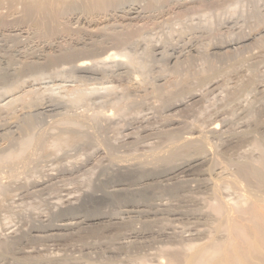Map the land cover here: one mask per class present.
Segmentation results:
<instances>
[{
    "label": "rangeland",
    "instance_id": "obj_1",
    "mask_svg": "<svg viewBox=\"0 0 264 264\" xmlns=\"http://www.w3.org/2000/svg\"><path fill=\"white\" fill-rule=\"evenodd\" d=\"M175 1L173 0L170 3L171 7L170 4H164L166 7L162 5V7L160 6L156 9H148L144 5V0H124L120 6L118 5L119 7L109 9L106 13L99 16L97 14L95 15L96 17L93 16L94 18L89 15L86 16L80 10H73L74 12L71 10L63 11L60 21L64 22L66 30L62 29L64 31L50 33L51 35L48 33L40 35L35 33L28 20L24 22L15 21L20 14L18 11L9 12L8 8L0 6V14L3 16L6 14L4 17L8 24L3 25L4 28L0 26V242L7 241L11 243L7 248H0V264H137L142 259H145L150 264H156L160 261L164 262L166 260L165 253L163 252L165 247L174 248L175 246L178 247L181 243L185 244L187 241L189 243L191 240L192 242L201 240V238H204V235H202L203 231L211 228L213 219L210 218L211 216L208 217V215L200 211V207L203 204L200 199L212 196V189L205 184L206 182L215 180V178L216 180L225 179L216 181L217 183L214 181L218 185L217 189L221 190V195L224 198L226 197L225 199L235 198L238 193L244 194L246 192L245 194H249V192L253 191V187L249 185H243V187L238 188L239 186L237 185L239 184L232 183V185L227 187L226 183L229 182L228 180L233 179L231 176L235 173L232 160L243 158L244 156H257L258 150L253 148L255 142L259 141V144L262 147L264 146V48L259 46L264 41V0H236L237 2L235 1V3L234 0H229L231 4L228 3V0H186L189 4L200 1L211 3H209L210 5L207 8L189 9L188 11L184 10L183 4L186 3L183 0ZM177 2L179 5H177ZM221 2L224 3L221 4ZM230 5H232L233 9ZM225 6L226 8L228 6L229 8L231 7L230 10L229 8L226 10ZM130 14L135 15V18L132 17L131 19ZM10 21L14 22L10 23ZM134 26L135 28L137 26L139 28L140 26L143 29L139 28V34L137 33L136 36H133V40L130 39L129 43H124L125 45L123 44L122 48L118 46L114 47L110 40H107L102 32H100L102 30L106 32L110 30L109 32L115 31L120 33L121 30L124 32L127 27L131 28ZM230 35L233 36L231 37ZM242 37L243 39H241ZM100 39H105L106 41L103 40V42ZM98 41L99 43L103 42L99 48L101 51L98 50L95 53L100 54L99 56L117 51L118 48V50L124 49L127 53L138 57L139 60L142 59L146 64L145 73L143 72V75L145 74L146 76L142 77L147 80L145 79L144 83H140V85L135 84V79L132 78V68L119 62H110L111 64L114 63L112 65L110 63L108 65L99 64V67L96 65L98 68L93 66L92 71L79 72L72 67L75 61L79 59L80 54L69 60L57 59L49 62L51 56H57L67 48H86ZM219 44L221 47L223 46L219 49L221 51L214 49ZM204 52H206L205 55L203 54ZM221 53L225 55L222 56L220 55ZM190 54L194 55L193 58L191 57L190 63L194 62V65L198 64L197 67L193 65L194 69L199 68V64L201 63H199L200 57L196 59L197 55H203L207 56L209 60L213 59L210 60L213 63L215 61L214 64H216L217 69L219 68V74L215 76L213 80L214 84H208V81L192 84L193 89L197 90L198 96L196 100L188 99L189 97L183 92L184 90L180 92L175 90L177 92H174L175 95L184 93V96L181 94L177 98L179 100L177 103L182 102V105L175 109L168 108L167 102L169 100L165 101L168 97L157 98L159 95L151 91V88L155 86L160 90L163 88L162 86L165 87L171 79L170 76L173 75V70L176 72L178 70L179 73L183 72L185 65H189L186 58ZM98 55H96V58ZM245 56L246 58H244ZM119 58L122 59L121 57ZM191 60L193 61L191 62ZM172 61L183 63L186 61L187 63H182V65L175 68V62L173 63ZM24 63L30 65V67H24ZM161 65L164 66L162 67ZM193 68L191 66L192 71L194 70ZM229 69L232 70L229 71ZM61 75L62 77H60ZM111 85L115 89L114 91H112L113 89L107 91L104 88V86ZM10 86H13L14 89L13 87L10 88ZM8 87L12 92L7 91ZM74 87H78L77 89H82V91L84 89L85 92L88 91L86 96L77 101L74 98L75 95L69 91ZM92 87L95 89L94 92L92 91ZM89 88H92L91 91L93 93ZM95 91H98V94ZM221 95L222 97H220ZM123 98H126V100ZM69 99L72 100L69 101ZM115 100L116 104L114 103ZM184 102L186 103L183 105ZM123 103L126 104L123 105ZM120 110L123 111V114L120 113ZM98 112L101 113L100 116H91V114L94 115ZM104 113L111 115L106 119L103 116ZM112 114H116V116ZM80 115L81 117H79ZM83 115L85 118L82 120ZM86 116L89 117L87 118ZM78 117L81 121L76 119ZM62 120L78 121V125L80 124V126L75 131L78 130L80 134H84V138L78 142L75 141L76 143L71 142L69 145H60L57 148L56 146H52V143L55 136L63 132L60 131L63 130L61 128L63 127V124L61 126ZM212 124L218 125L219 132L217 134L207 133L208 128ZM194 129L196 131L201 129L200 131L203 135L207 134L205 136L213 152L210 153L211 156L207 157L208 159L206 158L203 162L186 170L174 169L173 173L164 171L168 174H164L161 170L162 173L159 171L156 174L154 173L155 175H149V177L148 174L139 172L141 168L154 167V169H161L160 163H157L156 161L158 160L155 159L158 156L160 157L164 150H169L170 147L168 148L167 146H171L172 143L168 142V140L173 143H179L189 132L195 131ZM72 130L75 132L74 129ZM167 130L169 134L164 133ZM235 132H237L236 135ZM242 133L243 135H241ZM27 135L28 137L42 135L44 138L41 144H34L35 146H30L32 149L29 148L30 150L28 149V151L23 152L24 154H20L21 156L18 158L21 160H19L16 158L19 148L17 142L21 138H27ZM164 145H166L167 149ZM154 147L157 149L155 150ZM158 149H161V151ZM154 150L160 152L156 153ZM152 151L155 155L151 153ZM10 152H12L11 154L16 153L15 156H17L13 159V155H8ZM164 153L166 154L167 151ZM192 155L195 154L191 153ZM155 156L156 158L152 159ZM143 158L148 160L147 163L144 162ZM215 159L217 160V164ZM181 161L182 159L177 160L179 163ZM122 163L124 165L125 163L126 165L129 163L133 172L129 171L126 173L125 171L123 173L118 170L116 165ZM136 163L137 165H135ZM142 163L145 164L142 165ZM147 165L151 167H146ZM221 169L224 170V173L226 171L227 177L222 178L220 176L219 172ZM231 171H234V173ZM223 172H221L222 175L226 176ZM228 172L232 174L228 176ZM234 176L237 177L236 173L232 177ZM175 183L176 185L179 183L181 185L173 191L169 188V185ZM219 183L222 186L225 185V188L229 189V192ZM243 184H245L244 181ZM239 190L244 191V193ZM71 203L73 204L71 205ZM193 208L195 212L192 213V210L194 211ZM93 217H100L97 223L96 221L94 223L86 221ZM80 220H84L85 223L83 222L78 225L79 227L64 231L60 235L49 236L51 233L50 229L53 226L64 222ZM130 240L133 243L127 242H132ZM163 245L164 249H162Z\"/></svg>",
    "mask_w": 264,
    "mask_h": 264
},
{
    "label": "bare ground",
    "instance_id": "obj_2",
    "mask_svg": "<svg viewBox=\"0 0 264 264\" xmlns=\"http://www.w3.org/2000/svg\"><path fill=\"white\" fill-rule=\"evenodd\" d=\"M124 0H0V6H5L6 8H8L9 12H14V11H18L20 14H19V17L17 19H15V21H27L30 22V25L32 27V29L35 31V33H38L39 35L40 34H44V33H55V32H58V31H61L62 29H65L66 30V25H64L62 23V21H60V18H61V14H63V11H67V10H80L81 12H83L84 14L89 15L90 17H93L95 15L99 16L100 14H104L106 13L109 9H115L118 5L120 6L121 2H123ZM138 1V0H137ZM175 1V0H174ZM178 1V0H177ZM189 1V0H187ZM186 0H183L184 3L186 4H183L184 5V10L186 9V11H188L189 9H197V8H207V6H209L211 3L210 2H197V3H191L189 4ZM205 1V0H204ZM217 1V0H216ZM222 1V0H220ZM226 1V0H225ZM224 1V2H225ZM236 0H234V3H235ZM240 1V0H238ZM145 2V7L148 8V9H156V8H159L160 6L162 7V5H169L170 3L173 2V0H144ZM176 2V1H175ZM181 2V1H180ZM224 2H221L224 3ZM237 2V1H236ZM210 3V4H209ZM218 4V2H216ZM220 3V2H219ZM227 3V2H225ZM228 3H229V0H228ZM255 3V2H254ZM123 4V3H122ZM175 4V3H173ZM231 4V3H229ZM237 4V3H236ZM164 5V6H165ZM177 5L178 2H177ZM219 5V4H218ZM225 5V4H224ZM234 5V4H233ZM244 5V3H243ZM118 6V7H119ZM212 6V5H211ZM232 7V5H230ZM144 7V6H143ZM166 7V6H165ZM170 7H171V4H170ZM179 7V6H178ZM230 7V8H231ZM164 8V7H163ZM218 8V7H217ZM223 8V7H222ZM226 8V6H225ZM224 8V9H225ZM229 8V6L227 7ZM226 8V10H227ZM229 8V10H230ZM182 10V8H180ZM179 9V10H180ZM233 9V7H232ZM130 10V9H129ZM161 10V9H160ZM164 10V9H163ZM180 10V11H181ZM215 10V8H214ZM221 10V9H220ZM237 10V9H236ZM140 11V10H139ZM146 11V10H145ZM196 11V10H195ZM211 11V10H210ZM224 11V10H223ZM74 12V11H73ZM125 12V11H124ZM127 12V10H126ZM138 12V11H137ZM177 12V11H176ZM215 12V11H214ZM222 12V11H221ZM243 12H244V9H243ZM129 13V12H128ZM144 13V12H143ZM179 13V12H178ZM177 13V14H178ZM213 13V12H212ZM217 13V12H216ZM249 13V12H248ZM147 14V13H146ZM155 14V13H154ZM176 14V13H175ZM218 14V13H217ZM222 14V13H221ZM227 14V13H226ZM247 14V13H246ZM6 15V14H5ZM4 15V16H5ZM111 15V14H109ZM131 15V14H130ZM153 15V14H152ZM161 15V14H160ZM229 15V14H227ZM3 15L0 14V26L2 27L3 25H6L7 24V21H6V18L4 17ZM83 16V15H82ZM114 16V15H113ZM139 16V15H138ZM168 16V15H167ZM202 16V15H201ZM215 16V15H213ZM11 17V16H10ZM64 17V16H63ZM62 17V18H63ZM96 17V16H95ZM125 17V16H124ZM128 18V16H126ZM131 19L132 17L135 18V15H131L130 16ZM137 17V16H136ZM144 17V16H143ZM149 17V16H148ZM216 17V16H215ZM8 18V17H7ZM94 18V17H93ZM126 18V19H127ZM155 18V17H154ZM167 18V17H166ZM209 18H210V15H209ZM104 19V18H103ZM124 19V18H123ZM168 19V18H167ZM173 19V18H172ZM249 19V18H247ZM125 20V19H124ZM156 20V19H155ZM189 20V19H188ZM120 21V20H119ZM127 21V20H126ZM210 21H213V20H210ZM209 21V22H210ZM254 21V20H253ZM12 21H10L11 23ZM14 22V21H13ZM12 22V23H13ZM75 22V21H74ZM96 22V21H95ZM136 22V21H135ZM158 22V21H157ZM189 22V21H188ZM214 22V21H213ZM183 23V22H182ZM211 23V22H210ZM245 23V22H244ZM255 23V22H254ZM258 23V22H257ZM264 23V22H263ZM76 24V23H75ZM146 24V23H145ZM151 24V23H150ZM209 24V23H208ZM261 24V22H260ZM8 25V24H7ZM127 25V24H126ZM134 25V24H133ZM137 25V24H136ZM135 25V26H136ZM141 25V24H140ZM148 25V24H147ZM160 25V24H159ZM207 25V24H205ZM230 25V24H229ZM234 25V24H233ZM12 26V25H11ZM131 26H132V23H131ZM134 27H131V28H126L124 32H122V30L119 32H115V31H111V32H106L105 30H102L100 32H102V34L107 38V40H110V42L115 46H118V47H121L124 43L128 42L129 43V40L132 39L133 40V36H136L138 32H140V29H143L140 28H135ZM156 26V25H155ZM172 26V25H171ZM187 26V25H186ZM226 26V25H225ZM244 26V25H243ZM251 26V25H250ZM109 27V26H108ZM130 27V26H129ZM146 27V26H145ZM170 27V26H169ZM175 27V26H174ZM178 27V26H177ZM189 27V26H188ZM194 27V26H193ZM192 27V28H193ZM209 27V26H208ZM221 27V26H220ZM227 27V26H226ZM259 27V26H257ZM262 27V26H261ZM4 28V26H3ZM100 28V27H99ZM104 28V27H103ZM102 28V29H103ZM168 28V26H167ZM212 28V27H211ZM249 28V27H248ZM255 28V27H254ZM69 29V28H68ZM101 29V28H100ZM194 29V28H193ZM214 29V28H213ZM245 29V28H244ZM251 29V28H250ZM91 30V29H90ZM146 30V28H145ZM152 30V29H151ZM168 30V29H167ZM190 30V29H189ZM192 30V29H191ZM228 30V29H227ZM64 31V30H62ZM68 31V30H67ZM85 31V30H84ZM92 31V30H91ZM149 31V30H147ZM181 31V30H180ZM255 31V30H254ZM27 32V31H26ZM70 32V31H69ZM86 32V31H85ZM162 32V31H161ZM160 32V33H161ZM177 32V31H176ZM208 32V30H207ZM239 32V31H237ZM6 33V32H5ZM141 33H142V30H141ZM140 33V34H141ZM225 33V32H224ZM16 34V33H14ZM47 34V35H48ZM83 34V33H82ZM139 34V33H138ZM170 34V33H169ZM178 34V33H176ZM185 34V33H184ZM210 34V33H209ZM229 34V33H228ZM231 34V33H230ZM241 34V33H240ZM4 35V34H3ZM51 35V34H50ZM68 35V34H67ZM168 35V34H166ZM208 35V34H207ZM223 35V34H222ZM262 35V34H261ZM5 36V35H4ZM69 36V35H68ZM172 36V35H171ZM228 36V35H227ZM231 36V35H230ZM233 36V35H232ZM231 36V37H232ZM236 36V35H235ZM247 36V35H246ZM156 37V36H155ZM158 37V36H157ZM170 37V36H169ZM223 37V36H222ZM20 38V37H19ZM102 38V37H101ZM105 38V39H106ZM153 38V37H152ZM225 38V37H224ZM229 38V37H228ZM234 38V37H233ZM105 39H100V40H105ZM210 39V38H209ZM240 39V38H239ZM243 39V37L241 38ZM257 39V38H256ZM255 39V40H256ZM12 40V39H11ZM75 40V39H74ZM178 40V39H177ZM231 40V39H229ZM262 40V39H260ZM34 41V40H33ZM57 41V40H56ZM92 41V40H90ZM106 41V40H105ZM145 41V40H144ZM206 41V40H205ZM250 41V40H249ZM104 42V41H103ZM103 42H94L91 46L89 47H86V48H67L65 50H63L59 55L57 56H51L49 58V62H53L55 60H59V59H65V60H69V59H72V57L76 56L77 54L79 56V59L77 61H75V63L73 64V69L79 71V72H88V71H92L93 69V66L97 67L99 64H107L110 63V62H119V63H122L123 64H126L128 65V67L130 66L133 70V77L135 79L134 83L135 84H138L140 85V83H144L145 79L144 77L142 76H146L145 74L143 75V72L145 70V67H146V64L145 62L141 60H139L138 57H134L133 55H131L130 53H127V51H125L124 49L122 50H118L117 48V51H113V52H109V53H106L104 54L103 56H99L98 54H95L98 50H100L99 48L101 47V43ZM147 42V41H146ZM164 42V41H163ZM209 42V41H208ZM228 42V41H227ZM254 42V41H253ZM259 42V41H258ZM261 42V41H260ZM88 43V42H86ZM140 44V42H138ZM143 43V42H142ZM166 43V42H165ZM200 43V42H199ZM231 43V42H230ZM63 44V43H62ZM69 44V43H68ZM67 44V45H68ZM85 44V43H84ZM216 44V43H215ZM226 44V43H225ZM250 44V43H249ZM73 45V44H72ZM76 45V44H75ZM125 45V44H124ZM152 45V44H151ZM189 45V43H188ZM207 45V44H206ZM210 45V44H209ZM74 46V45H73ZM196 46V45H195ZM259 46L263 47L264 48V41L261 42V44H259ZM65 47V46H64ZM105 47V46H104ZM107 47V46H106ZM135 47V46H134ZM200 47V46H199ZM204 47V46H203ZM214 47V46H213ZM223 47V46H222ZM221 45H216L214 47V49H221L222 48ZM254 47V46H253ZM73 48V49H72ZM103 48V47H102ZM101 48V49H102ZM122 48V47H121ZM120 48V49H121ZM147 48V47H146ZM176 48V47H175ZM208 48V47H207ZM244 48V47H243ZM132 49V48H131ZM168 49V48H167ZM209 49V48H208ZM211 49V48H210ZM256 49V48H255ZM103 50V49H102ZM105 50V49H104ZM124 50V51H123ZM136 50V49H135ZM147 50V49H146ZM166 50V49H165ZM199 50V49H198ZM248 50V48H247ZM246 50V51H247ZM101 51V50H100ZM108 51V50H107ZM134 51V50H133ZM149 51V50H148ZM147 51V52H148ZM204 51V50H203ZM221 51V50H219ZM227 51V50H226ZM229 51V49H228ZM235 51V50H233ZM251 51V50H250ZM34 52V51H33ZM105 52V51H104ZM131 52V51H130ZM157 52V51H156ZM174 52V51H173ZM202 52V51H201ZM223 52V51H222ZM232 52V51H231ZM31 53V52H30ZM100 53V52H99ZM206 52H204L203 54L205 55ZM209 53V52H208ZM234 53V52H233ZM243 53V52H242ZM257 53V52H256ZM133 54V52H132ZM168 54V53H167ZM39 55V53H38ZM43 55V54H42ZM96 55H98V57L96 58ZM154 55V54H152ZM191 55V56H190ZM189 56H187L186 58V61H188L189 63H187L186 61L183 62H173L174 63V66H176L175 68H177V66H180L183 64H185V62L187 64H189L188 66L185 65V69L184 71L181 73L173 70V75L170 76L171 79L170 81L168 82V84L164 87L162 86L163 88L162 89H157L155 86H153L151 89V91H154L157 95H159V97L157 98H162L163 96H167V100L165 101H168L167 104H168V108L170 107L171 109H175L176 107L178 106H181L182 105V102H178L179 100H177L178 96H180L182 94V96H184V93L188 95V99L190 100H196L198 94L196 93L197 90H194L193 89V83H197V84H200V83H203V82H206L208 81L209 83L208 84H212L213 83V80L215 78V76L217 74H219L218 72V69L216 68L217 66H215L216 64L215 61L214 63L210 60H213V59H208L207 56H198L197 55V58L198 59L200 57V60L199 61V68L197 69H194L193 68V63L191 64L190 63V59L191 57L193 58L194 55L190 54ZM207 55V54H206ZM209 55V54H208ZM216 55V54H215ZM220 55L224 56L223 53H221ZM235 55V54H233ZM255 55V54H254ZM257 55V54H256ZM40 56V55H39ZM92 56H95L92 58ZM139 56V55H138ZM150 56V55H149ZM148 56V57H149ZM177 56V55H176ZM179 56V55H178ZM212 56V55H211ZM210 56V57H211ZM236 56V55H235ZM262 56V55H261ZM4 57V56H3ZM37 57V56H36ZM119 57H121L122 59H120ZM152 57V56H151ZM171 57V55H170ZM169 57V58H170ZM249 57V56H248ZM253 57V55H252ZM45 58V57H44ZM172 58V57H171ZM184 58V59H185ZM209 60H207V59ZM227 58V57H226ZM246 58V56L244 57ZM261 58V57H260ZM48 59V58H47ZM152 59V58H151ZM195 59V60H196ZM206 59V60H205ZM220 59V58H219ZM11 60V59H10ZM28 60V59H27ZM119 60V61H118ZM194 60V59H193ZM191 60V62L193 61ZM250 60V59H249ZM258 60V59H257ZM22 61V60H21ZM29 61V60H28ZM181 61V60H180ZM197 61V60H196ZM233 61V60H231ZM245 61V60H243ZM255 61V60H254ZM9 62V61H8ZM14 62V61H13ZM24 62V61H23ZM45 62V61H44ZM152 62V61H151ZM35 63V62H34ZM70 63V62H69ZM115 63V64H116ZM181 63V64H179ZM197 63V62H196ZM243 63V62H242ZM24 67L26 68H29L30 65H26V63H24ZM71 64V63H70ZM114 64V63H112ZM110 63V65H112ZM158 64V63H157ZM161 64V63H160ZM191 64V65H190ZM224 64V63H223ZM247 64V63H246ZM262 64V63H261ZM97 65V66H96ZM106 65V66H107ZM148 65V64H147ZM153 65V64H151ZM156 65V64H155ZM198 65V64H197ZM197 65H194V67H197ZM218 65V64H217ZM230 65V64H229ZM228 65V66H229ZM244 65V64H243ZM260 65V64H259ZM8 66V65H7ZM17 66V65H16ZM22 66V65H21ZM33 66V65H32ZM51 66V64H50ZM72 66V65H71ZM100 66V65H99ZM98 66V67H99ZM104 66V65H103ZM162 66V65H161ZM164 66V65H163ZM162 66V67H163ZM173 66V68H174ZM191 66L192 68L195 70L192 71L191 69ZM6 67V66H5ZM34 67V66H33ZM58 67V66H57ZM94 67V68H95ZM97 67V68H98ZM110 67V66H109ZM182 67V66H181ZM184 67V65H183ZM231 67V66H230ZM19 68V67H18ZM23 68V67H22ZM25 68V69H26ZM153 68V67H152ZM180 68V67H179ZM178 68V69H179ZM228 68V67H227ZM249 68V67H248ZM21 69V67H20ZM19 69V70H20ZM41 69V68H40ZM116 69V68H115ZM161 69V68H160ZM181 69V68H180ZM22 70V69H21ZM31 70V69H30ZM50 70V69H49ZM61 70V69H60ZM71 70V69H70ZM106 70V69H105ZM127 70V69H126ZM129 70V68H128ZM182 70V69H181ZM232 70V69H229V71ZM24 71V70H23ZM55 71V70H54ZM76 71V72H77ZM98 71V70H97ZM102 71V70H101ZM166 71V70H165ZM180 71V70H179ZM224 71V70H223ZM225 71H227V69H225ZM43 72V71H42ZM153 72V71H152ZM252 72V71H251ZM13 73V72H12ZM29 73V72H28ZM59 73V72H58ZM57 73V74H58ZM62 73V72H61ZM96 73V72H95ZM117 73V72H116ZM130 73V72H129ZM132 73V72H131ZM145 73V72H144ZM161 73V72H160ZM171 73V72H170ZM223 73V72H222ZM22 74V73H21ZM30 74V73H29ZM44 74V73H43ZM42 74V75H43ZM49 74V73H48ZM51 74V73H50ZM93 74V72H92ZM226 74V73H225ZM234 74V73H233ZM1 75V74H0ZM11 75V74H10ZM32 75V74H31ZM56 75V74H55ZM132 75V74H131ZM148 75V74H147ZM152 75V74H151ZM162 75V74H161ZM227 75V74H226ZM232 75V74H231ZM38 76V75H37ZM47 76V75H46ZM71 76V75H70ZM121 76V75H120ZM158 76V75H157ZM163 76V75H162ZM2 77V76H1ZM31 77V76H30ZM62 77V75L60 76ZM79 77V76H78ZM235 77V76H234ZM28 78V76H27ZM40 78V77H38ZM148 78V77H147ZM241 78V77H240ZM243 78V77H242ZM255 78V77H254ZM35 79V77H34ZM93 79V78H92ZM96 79V78H95ZM225 79V78H224ZM235 79V78H234ZM20 80V79H19ZM147 80V79H146ZM257 80V79H256ZM32 81H35V80H32ZM37 81V80H36ZM35 81V82H36ZM48 81V80H47ZM228 81V80H227ZM243 81V80H242ZM3 82V81H2ZM43 82V81H42ZM45 82V81H44ZM219 82V81H218ZM252 82V81H251ZM16 83V82H15ZM28 83V82H27ZM32 83V82H31ZM97 83V82H96ZM131 83V82H130ZM223 83V82H222ZM228 83V82H227ZM33 84V83H32ZM98 84V83H97ZM134 84V85H135ZM152 84V83H151ZM160 84V83H159ZM205 84V83H204ZM214 84V83H213ZM238 84V83H237ZM241 84V83H240ZM28 85V84H27ZM34 85V84H33ZM50 85V84H49ZM206 85V84H205ZM226 85V84H225ZM252 85V84H251ZM17 86V85H16ZM15 86V88H16ZM19 86V85H18ZM22 86V85H21ZM25 86V85H24ZM58 86V85H56ZM62 86V85H61ZM60 86V87H61ZM64 86V85H63ZM82 86V85H81ZM112 86V85H111ZM104 86L105 89H107V91H109L110 89H113V86ZM209 86V85H208ZM212 86V85H211ZM223 86V85H222ZM228 86V85H227ZM261 86V85H260ZM13 87V86H12ZM10 86V88H12ZM46 87V86H45ZM86 87V86H85ZM119 87V86H118ZM117 87V88H118ZM205 87V86H204ZM207 87V86H206ZM234 87V86H233ZM238 87V86H237ZM10 88L8 87V90L7 91H11ZM78 88V87H77ZM77 88H72V90H69L71 91L70 93L74 94L75 95V99L77 101L81 100L82 98H84V96H86V93L88 92H85V90L83 89H77ZM93 88V87H92ZM91 88V89H92ZM102 88V89H104ZM195 88V87H194ZM197 88V87H196ZM200 88V87H199ZM222 88V87H221ZM239 88V87H238ZM14 89V87H13ZM12 89V90H13ZM48 89V88H47ZM53 89V88H52ZM90 89V88H89ZM90 89V91H91ZM98 89V88H97ZM204 89V88H203ZM20 90V89H19ZM87 90V88H86ZM94 88L92 89V91L94 92ZM115 89H113L112 91H114ZM117 90V89H116ZM131 90V89H130ZM175 90L177 92H180L182 90H184L183 92L184 93H179L175 95ZM68 91V92H69ZM91 91V92H92ZM105 91V90H104ZM212 91V90H211ZM255 91V90H254ZM12 92V91H11ZM92 92V93H93ZM96 92V91H95ZM106 92V91H105ZM104 92V93H105ZM130 92V91H129ZM153 92V93H154ZM175 92V93H174ZM207 92H209V90H207ZM222 92V91H221ZM240 92V91H239ZM150 93V92H149ZM152 93V92H151ZM218 93V92H217ZM229 93V92H228ZM256 93V92H255ZM264 93V92H263ZM90 94V92H89ZM95 94V93H94ZM96 94H98V91L96 92ZM107 94V93H106ZM224 94V93H223ZM245 94V93H244ZM70 95V94H69ZM88 95V94H87ZM92 95V94H90ZM154 95V94H153ZM252 95V94H251ZM255 95V94H254ZM1 96V95H0ZM97 96V95H96ZM95 96V97H96ZM142 96V95H141ZM156 96V95H155ZM218 96V95H217ZM227 96H229L227 94ZM4 97V96H3ZM20 97V96H19ZM68 97V95H67ZM90 97V96H89ZM137 97V96H136ZM203 97V96H202ZM216 97V96H215ZM222 97V95L220 96ZM73 98V97H72ZM74 98H73V101H74ZM150 98V97H149ZM200 98V97H199ZM213 98V96H212ZM90 99V98H89ZM98 99V98H97ZM101 99V98H100ZM115 99V98H114ZM120 99V98H119ZM124 99V98H123ZM122 99V100H123ZM184 99V98H183ZM222 99V98H221ZM258 99V98H257ZM14 100V99H13ZM72 99H69V101H71ZM88 100V99H87ZM92 100V99H91ZM90 100V101H91ZM117 100V99H116ZM116 100H115V104H116ZM126 100V98L124 99ZM130 100V99H129ZM180 100H181V97H180ZM244 100V99H243ZM253 100V99H252ZM261 100V99H260ZM12 101V99H11ZM51 101V100H50ZM75 101V102H77ZM112 101V100H111ZM184 101V100H183ZM222 101V100H220ZM226 101V100H225ZM241 101V100H240ZM6 102V101H5ZM13 102V101H12ZM31 102V101H30ZM83 102V101H82ZM110 102V101H109ZM118 102V100H117ZM128 102V101H127ZM132 102V101H131ZM135 102V101H134ZM133 102V103H134ZM138 102V101H137ZM153 102V101H152ZM213 102V101H212ZM219 103V101H217ZM8 103V101H7ZM47 103V102H46ZM54 103V102H53ZM94 103V102H93ZM121 103V102H120ZM136 103V102H135ZM186 102L183 103V105L185 104ZM208 103V102H207ZM215 103V102H214ZM213 103V104H214ZM230 103V102H229ZM259 103V102H258ZM9 104V103H8ZM126 104V103H125ZM123 103V105H125ZM143 104V103H142ZM191 104V103H190ZM197 104V103H195ZM199 104V103H198ZM232 104V103H231ZM242 104V103H241ZM4 105V104H3ZM120 105V104H119ZM128 105V104H127ZM137 105V104H136ZM187 105V104H186ZM206 105V104H205ZM230 105V104H229ZM9 106V105H8ZM164 106V105H163ZM188 106V105H187ZM191 106V105H190ZM231 106V105H230ZM233 106V105H232ZM249 106V105H248ZM247 106V107H248ZM253 106V105H252ZM256 106V105H255ZM3 107V106H2ZM56 107V106H55ZM152 107V106H151ZM189 107V106H188ZM202 107V106H201ZM200 107V108H201ZM214 107V106H213ZM219 107V106H218ZM225 107V106H224ZM238 107V106H237ZM254 107V106H253ZM252 107V108H253ZM38 108V107H37ZM130 108V107H129ZM166 108V107H165ZM197 108V107H196ZM199 108V109H200ZM210 108V106H209ZM217 108V107H216ZM223 108V107H222ZM251 108V107H250ZM239 109V108H238ZM105 110V109H104ZM110 110V108H109ZM126 110H127V107H126ZM206 110V109H205ZM209 110V109H208ZM220 110V109H219ZM96 111H99V110H96ZM103 111V110H102ZM114 111V110H113ZM121 111V110H120ZM165 111V110H164ZM232 111V110H231ZM43 112V111H42ZM112 112V111H111ZM110 112V113H111ZM123 111H121L120 113H122ZM126 112V111H125ZM129 112V111H128ZM132 112V111H131ZM130 112V113H131ZM140 112V111H139ZM163 112V111H161ZM192 112V111H191ZM194 112V111H193ZM209 112V111H208ZM229 112V111H228ZM113 113V112H112ZM119 113V112H118ZM138 113V112H137ZM147 113V112H146ZM159 113V112H158ZM196 113V112H195ZM245 113V112H244ZM89 114V113H88ZM107 113V115L104 113L103 116L106 117H109L111 114ZM117 114V113H116ZM116 114H112V115H115ZM140 114V113H139ZM138 114V115H139ZM167 114V113H166ZM209 114V113H208ZM101 115V113H95L94 115L91 114V116H98ZM156 115V114H155ZM158 115V114H157ZM84 116V115H83ZM82 116V117H83ZM129 116V115H128ZM135 116V115H134ZM174 116V115H173ZM191 116V115H190ZM226 116V115H225ZM238 116V115H237ZM31 117V116H30ZM81 117V115L79 116ZM76 118V119H79ZM87 117V116H86ZM89 117V116H88ZM87 117V118H88ZM118 117V116H117ZM121 117V116H120ZM162 117V116H161ZM216 117V116H215ZM232 117V115H231ZM85 118V116L83 118H81L82 120ZM94 118V117H93ZM114 118V117H112ZM168 118V117H167ZM170 118V117H169ZM201 118V117H200ZM207 118V117H206ZM205 118V119H206ZM225 118V117H224ZM240 118V117H239ZM238 118V119H239ZM81 119H79L81 121ZM133 119V118H132ZM151 119V118H150ZM160 119V118H159ZM164 119V118H163ZM221 119V118H220ZM249 119V118H248ZM94 120V119H93ZM96 120V119H95ZM101 120V119H100ZM104 120V118H103ZM111 120V119H110ZM207 120V119H206ZM223 120V119H222ZM225 120V119H224ZM245 120V119H244ZM256 120V119H255ZM63 121V120H62ZM77 121V120H76ZM87 121V120H86ZM89 121V119H88ZM107 121V120H106ZM109 121V120H108ZM117 121V120H116ZM145 121V120H144ZM150 121V120H149ZM186 121V120H185ZM189 121V120H188ZM217 121V120H216ZM75 122V121H74ZM72 122V120L70 121H63L61 122V126L63 124V130H60V131H63L62 134L59 133V135L55 136V139H53V143H52V146H56L58 148V146L60 147V145H69V143H73L75 141H79L81 139H83L84 137V134H80V132L75 131V129L79 128L78 126H80V124L78 125V121L77 122ZM114 122V121H113ZM140 122V121H139ZM142 122V121H141ZM172 122V121H171ZM187 122V121H186ZM209 122V121H208ZM28 123V122H27ZM93 123V122H92ZM95 123V122H94ZM99 123V122H98ZM205 123V122H204ZM207 123V122H206ZM226 123V122H225ZM260 123V122H259ZM87 124V123H86ZM90 124V123H88ZM113 124V123H112ZM116 124V123H115ZM178 124V123H177ZM208 124V123H207ZM254 124V123H253ZM26 125V124H25ZM28 125V124H27ZM100 125V124H99ZM156 125V124H155ZM188 125V124H187ZM228 125V124H227ZM230 125V124H229ZM246 125V124H245ZM24 126V125H23ZM82 126V125H81ZM224 126V125H222ZM60 127V126H59ZM147 127V126H146ZM193 127V126H192ZM199 127V126H198ZM204 127V126H203ZM236 127V126H235ZM27 128V127H26ZM48 128V127H47ZM52 128V126H51ZM85 128V127H83ZM154 128V127H153ZM250 128V127H249ZM28 129V128H27ZM75 132H73V130ZM87 129V128H86ZM141 129V128H140ZM155 129V128H154ZM222 129V128H221ZM235 129V128H234ZM239 129V128H238ZM31 130V129H29ZM195 131H192V132H189L187 136L181 137L182 141L181 142H172V141H169L170 143H172L171 146H167L169 148V150H166L167 153L165 154L164 152H166L164 150V152L161 153L160 157L158 156V158L153 157L152 159H155V160H158L156 161L157 163L159 162L160 163V167H162L161 169L159 168H156L154 169V167H151L150 165H147L146 167L150 166L151 168H141L140 165L139 167L141 168V170L139 169V172L141 173H145L146 175L148 174L149 175H153L154 173H158L159 171L161 172H172L173 173V170L174 169H189L197 164H199L200 162H203V160H205L208 156H211V148L209 147V143L206 139V136L207 134L203 135V133H201V129L196 131V129H194ZM228 130V129H227ZM51 131V130H50ZM48 131V132H50ZM55 131V130H54ZM87 131V130H86ZM240 131V130H239ZM242 131V130H241ZM30 132V131H29ZM160 132V131H159ZM164 132V131H163ZM219 132V129H218V125L217 124H212L209 128H208V132L207 133H211V134H217ZM245 132V131H244ZM28 133V132H27ZM165 134H169L168 130L166 132H164ZM163 133V134H164ZM172 133V131H171ZM187 133V132H186ZM229 133V132H228ZM241 133V132H240ZM32 134V133H31ZM147 134V133H146ZM178 134V133H177ZM237 134V132H235V135ZM5 135V133H4ZM149 135V134H148ZM186 135V134H185ZM224 135V133H223ZM226 135V133H225ZM230 135V134H229ZM243 135V133L241 134ZM251 135V133H250ZM257 135V134H256ZM255 135V136H256ZM44 136V135H43ZM95 136V135H94ZM130 136V135H129ZM154 136V135H153ZM169 136V135H168ZM175 136V135H174ZM252 136H253V133H252ZM9 137V136H8ZM171 137V136H170ZM179 137V136H178ZM221 137V136H220ZM228 137V136H227ZM233 137V136H232ZM243 137V136H242ZM44 137H42V135H37V136H30L28 137L27 135V138H21L17 143L19 145V148H18V156L16 157L15 154L16 153H13L11 154L12 152H10V154L8 155H13L14 157H12L13 159L16 157L18 158L19 156H21L20 154H24L23 152L24 151H28L29 148H31L30 146L32 145H36V144H41L42 143V139ZM50 138V137H49ZM125 138V137H124ZM13 139V137H12ZM180 139V138H179ZM177 139V140H179ZM180 139V140H181ZM257 139V138H255ZM8 140V139H7ZM11 140V139H10ZM153 140V139H152ZM157 140V139H156ZM165 140V139H164ZM12 141V140H11ZM97 141V140H96ZM99 141V139H98ZM130 141V140H129ZM161 141V140H160ZM131 142V141H130ZM166 142V141H165ZM218 142V141H217ZM51 143V142H49ZM76 143V142H75ZM82 143V142H80ZM88 143V141H87ZM151 143V142H150ZM161 143V142H160ZM159 143V144H160ZM176 143V144H175ZM178 143V144H177ZM224 143V142H223ZM261 143V142H260ZM12 144V143H11ZM10 144V145H11ZM83 144V143H82ZM148 144V143H147ZM165 144V143H164ZM167 145H169L168 143H166ZM211 144V143H210ZM213 144V143H212ZM220 144V143H219ZM13 145V144H12ZM34 145V146H35ZM15 146V145H14ZM17 146V145H16ZM42 146V145H40ZM46 146V145H45ZM152 146V145H151ZM166 147V145H164ZM212 146V145H211ZM224 146V145H223ZM8 147V145H7ZM68 147V146H67ZM162 147V146H161ZM166 147V149H167ZM264 147V146H263ZM262 147V145L259 144V141L258 142H255L254 145H253V148L255 150H258V154L257 156H244L243 158H239V159H236V160H232L231 162L234 164L233 167H235V173L237 175L232 177L235 173L234 171H231L233 172L234 174L231 176V180H228L229 182H227L226 186L229 187L230 185H232V183L234 184H239L237 186H239L238 188H241L243 187V185H249L251 187H253V191L252 192H249V194H245L244 191H240V192H243L244 194H240L238 193L237 196L235 198H232V199H225L222 195H221V190H218L217 187L218 185L216 184L217 182L216 181H222V180H225V179H220L221 180H209L210 182H206L205 184L207 186H209L211 189H212V196L210 198H203V199H200L203 204H202V207H200V211H202L204 214L211 216L210 218L213 219V222L211 223L212 226L211 228H207V230L205 229V231H203V234L204 235V238H201V240H198L196 242H189L188 241L185 243V244H182L181 241L180 244L178 247H175L173 248H167L165 247L164 249V245L162 246L164 249V255H165V261H160L156 264H264V148ZM10 148V147H9ZM43 148V147H42ZM41 148V149H42ZM48 148V147H47ZM46 148V149H47ZM159 148V147H158ZM216 148V146H215ZM250 148V147H249ZM6 149V147H5ZM32 149V148H31ZM39 149V148H38ZM97 149V148H96ZM101 149V148H100ZM103 149V148H102ZM150 149V147H149ZM148 149V151H149ZM153 149V147H152ZM155 149V147H154ZM157 149V148H156ZM155 149V150H156ZM165 149V148H164ZM213 149V148H212ZM8 150V149H7ZM10 150V149H9ZM13 150V149H12ZM30 150V149H29ZM98 150V149H97ZM154 150V151H155ZM161 151V149H158ZM163 150V149H162ZM214 150V149H213ZM249 150V149H248ZM14 151V150H13ZM34 151V150H33ZM52 151V150H51ZM160 151H155L156 153L157 152H160ZM218 151V150H217ZM220 151V150H219ZM243 151V150H242ZM54 152V151H53ZM216 152V151H215ZM34 153V152H33ZM142 153V152H141ZM145 153V152H144ZM152 154H154V152L152 151L151 152ZM164 153V155H162ZM191 153L195 154V155H192L191 156ZM213 153V152H212ZM245 153V152H244ZM41 154V153H40ZM148 154V153H147ZM160 154V153H159ZM210 154V155H209ZM218 154V153H217ZM242 154V153H241ZM247 154V153H246ZM245 154V155H246ZM7 155V157H8ZM27 155V154H26ZM45 155V154H44ZM53 155V153H52ZM131 155V154H130ZM141 155V154H140ZM155 155V154H154ZM215 155V154H214ZM221 155V154H220ZM226 155V154H225ZM252 155V154H251ZM23 156V155H22ZM135 156V155H134ZM146 156V155H144ZM26 157V156H25ZM42 157V156H41ZM125 157V156H124ZM128 157V156H127ZM131 157V156H130ZM138 157V156H137ZM136 157V158H137ZM140 157V156H139ZM148 157H151V156H148ZM146 157V158H148ZM213 157V155H212ZM2 158V157H1ZM10 158V157H9ZM47 158V157H46ZM123 158V157H122ZM133 158V157H131ZM142 158V157H141ZM11 159V158H10ZM11 159V160H13ZM19 159V158H18ZM18 159H17V163H18ZM48 159V158H47ZM54 159V158H53ZM127 159V158H126ZM135 159V158H133ZM144 159V158H143ZM149 159V158H148ZM151 159V158H150ZM179 159L182 161L179 163L177 162V160L179 161ZM208 159V158H207ZM212 159V158H211ZM210 159V160H211ZM217 159V158H216ZM215 159V160H216ZM233 159V158H232ZM21 160V159H19ZM51 160V159H50ZM49 160V161H50ZM120 160V159H119ZM124 160V158H123ZM139 160V159H138ZM145 160V159H144ZM219 160V159H218ZM118 161V160H117ZM126 161V160H125ZM136 161V160H135ZM148 160H145L144 162L147 163ZM152 161V160H151ZM227 161V160H226ZM22 162H23V159H22ZM107 162V161H106ZM131 162V161H130ZM129 162V163H130ZM142 162V161H141ZM152 162H155L154 160ZM176 162V163H175ZM213 162V161H212ZM216 164H217V160L215 161ZM224 162V161H223ZM121 163V161H120ZM127 163V162H126ZM123 164H120V165H116L117 169L122 171L123 173L126 171V173H128L129 171L131 172L132 169H131V166H129L130 164L128 163L127 165ZM135 163V162H134ZM229 163V161H228ZM58 164V163H57ZM141 164V163H139ZM145 164V163H144ZM142 163V165H144ZM214 164V165H216ZM18 165V164H17ZM24 165V164H23ZM73 165V164H72ZM137 165V163L135 164ZM156 165V164H154ZM212 165V163H211ZM225 165V164H224ZM231 165V164H229ZM30 166V165H29ZM81 166V165H80ZM232 166V165H231ZM7 167V166H6ZM27 167V166H26ZM137 167V166H136ZM159 167V166H158ZM222 167V165H221ZM225 167V166H224ZM223 167V168H224ZM21 168V167H20ZM23 168V166H22ZM65 168V167H64ZM205 168V167H204ZM231 169V167H229ZM10 169V168H9ZM18 169V168H17ZM24 169V168H23ZM215 169V168H214ZM228 169V167H227ZM63 170V169H62ZM172 170V171H171ZM197 170V169H196ZM202 170V169H201ZM137 171V170H135ZM205 172V170H203ZM207 171V170H206ZM212 171V170H211ZM220 171V170H219ZM224 170L221 169V171L219 172L220 173V176L223 177H227V175L223 172ZM228 171V170H227ZM23 172V171H22ZM133 172V171H132ZM137 172V173H139ZM161 172V173H162ZM164 174H168V173H165ZM183 172V171H182ZM213 172V171H212ZM224 173V175L226 176H223L222 173ZM227 173L229 174L228 176H230L232 173ZM13 173V172H12ZM154 174V175H155ZM163 174V176H164ZM9 175V174H7ZM135 175V174H134ZM140 175V174H139ZM2 176V175H1ZM13 176V175H12ZM16 176V174H15ZM18 176V175H17ZM141 176V175H140ZM147 176V177H148ZM162 176V175H161ZM167 176V175H166ZM169 176V175H168ZM219 176V175H217ZM49 177V176H48ZM142 177V176H141ZM146 177V178H147ZM150 177V176H149ZM209 177V176H208ZM216 177V176H215ZM6 178V177H5ZM11 178V177H10ZM15 178V177H14ZM169 178V177H168ZM171 178V176H170ZM169 178V179H170ZM212 178V177H211ZM3 179V178H2ZM1 179V180H2ZM8 179V178H7ZM190 179V178H189ZM4 180V179H3ZM46 180V179H45ZM144 180V179H143ZM166 180V179H165ZM177 180V179H176ZM196 180V179H195ZM204 180V179H203ZM188 181V180H187ZM216 183H215V182ZM243 181L245 182V184H243ZM8 182V181H7ZM158 182V181H157ZM223 182H226V181H223ZM222 182V183H223ZM242 182V185L240 186ZM53 183V182H52ZM221 183V182H220ZM219 183V184H220ZM229 183V184H228ZM247 183V184H246ZM225 184V183H224ZM223 184V185H224ZM3 185V184H2ZM6 185V184H5ZM12 185V184H11ZM39 185V184H38ZM126 185V184H125ZM181 184H171L169 185V188H171L173 191L178 188ZM222 186V184H220ZM219 185V187H220ZM157 186V185H156ZM161 186V185H160ZM204 186V185H203ZM225 185L222 186V187H226ZM168 187V186H167ZM3 188H4V185H3ZM2 188V189H3ZM164 188V187H163ZM235 188V187H234ZM233 188V189H234ZM237 188V187H236ZM1 189V190H2ZM122 189V188H120ZM130 189V188H129ZM221 189V187H220ZM223 189V188H222ZM226 189V188H225ZM224 189V190H225ZM250 189V188H249ZM157 190V189H156ZM166 190V189H165ZM227 191L229 189H226ZM225 190V191H226ZM248 190V189H247ZM4 191V190H3ZM86 191V190H85ZM134 191V190H133ZM139 191V190H138ZM146 191V190H145ZM144 191V192H145ZM184 191V190H183ZM223 191V190H222ZM224 191V193H226ZM234 191V190H233ZM238 191V190H237ZM250 191V190H248ZM164 192V191H163ZM229 192V191H228ZM236 192V191H235ZM133 193V192H132ZM193 193V192H192ZM210 193V192H209ZM233 193V192H231ZM136 194V192H135ZM151 194V193H150ZM153 194V193H152ZM190 194V193H189ZM224 195V194H223ZM142 196V195H141ZM192 196V195H191ZM225 196V195H224ZM2 197V195H1ZM70 197V196H69ZM178 197V196H177ZM203 197V196H202ZM200 197V198H202ZM10 198V197H9ZM127 198V197H126ZM188 198V197H187ZM228 198V197H227ZM65 199V198H64ZM189 199V198H188ZM194 199V198H193ZM69 201V199H68ZM79 201V200H78ZM199 201V200H198ZM193 202V201H192ZM149 203V202H148ZM159 203V202H158ZM167 203V202H166ZM57 204V203H56ZM73 203H71L72 205ZM161 204V203H160ZM175 204V203H174ZM198 204V203H197ZM71 205H68L69 207ZM77 205V204H76ZM72 207V206H71ZM55 208V207H54ZM176 209V208H175ZM194 209V208H193ZM63 210V209H62ZM187 210V209H186ZM148 211V210H147ZM153 211V210H152ZM166 211V210H165ZM164 211V212H165ZM199 211V210H198ZM145 212V211H144ZM195 212V209L194 211L192 210V213ZM134 213V212H133ZM176 213V212H175ZM186 213V212H185ZM150 214V213H149ZM165 214V213H164ZM183 214V213H181ZM203 214V215H204ZM205 215V216H206ZM138 216V215H137ZM103 217V216H102ZM207 217V216H206ZM82 218V217H81ZM100 218V217H99ZM99 218L97 217H93L91 219H88L86 221H90L92 223H94L96 221L97 223V220H99ZM122 218V217H121ZM179 218V217H178ZM199 218V217H198ZM75 219V218H74ZM86 219V218H85ZM161 219V218H159ZM169 219V218H168ZM101 221V220H100ZM212 221V220H211ZM84 222V220H80V221H75V222H64V223H61V224H58V225H55L53 226L51 229H50V234L49 236H53V235H60L62 234V232L64 231H67V230H70V229H73L75 227H79L78 225L82 224ZM99 222V221H98ZM143 222V221H142ZM176 222V221H175ZM85 223V222H84ZM135 224V223H134ZM191 224V222H190ZM124 225V224H123ZM146 225V223H145ZM210 225V224H209ZM52 226V225H51ZM143 226V225H142ZM171 226V225H170ZM194 226V225H193ZM196 226V225H195ZM133 228V227H132ZM177 228V227H176ZM36 229V228H35ZM135 229V227H134ZM141 229V228H140ZM188 229V228H187ZM199 229V228H198ZM197 229V230H198ZM203 229V228H202ZM41 230V229H40ZM149 230V229H148ZM157 230V229H156ZM175 230V229H174ZM184 230V229H182ZM181 230V231H182ZM77 231V230H76ZM171 231V230H170ZM201 231V233H202ZM11 232V231H10ZM75 232V231H74ZM79 232V231H78ZM135 232V231H134ZM158 232V231H157ZM41 233V232H40ZM66 233V232H65ZM132 233V232H131ZM172 233V232H171ZM180 233V232H179ZM192 233V232H191ZM178 234V233H177ZM184 234V233H183ZM182 234V235H183ZM198 234V232H197ZM13 235V234H12ZM191 235V234H190ZM65 236V235H64ZM178 236V235H177ZM199 236V235H198ZM48 237V236H47ZM168 237V236H167ZM58 238V237H57ZM165 238V237H164ZM190 238V237H189ZM198 238V237H197ZM16 239V238H15ZM134 239V238H133ZM132 239V240H133ZM136 239V238H135ZM200 239V238H199ZM130 240V241H132ZM180 240V239H179ZM18 241V240H17ZM121 242V241H120ZM128 243H133L132 242H129L127 241ZM168 242V241H167ZM176 242V241H175ZM128 243H126V245H128ZM9 244H11L10 242H7V241H2L0 242V248L1 249H4V248H7L9 246ZM16 245V244H15ZM114 245V244H113ZM169 245V244H168ZM119 246V245H118ZM123 246V245H122ZM125 247V246H124ZM128 247V246H127ZM169 247V246H168ZM114 248V247H113ZM161 250V249H160ZM5 251V250H4ZM114 251V250H113ZM39 252V251H38ZM41 252V251H40ZM86 252V251H85ZM160 252V253H161ZM26 254V253H25ZM160 255V254H159ZM58 256V255H57ZM153 256V255H152ZM24 257V256H23ZM36 257V256H35ZM44 257V256H43ZM54 257V256H53ZM158 257V256H157ZM155 257V258H157ZM161 257V256H160ZM163 257V256H162ZM50 258V257H49ZM52 259V258H51ZM60 259V258H59ZM153 259V258H152ZM141 260V259H140ZM154 260V259H153ZM156 260V259H155ZM2 262V261H1ZM36 262V261H35ZM59 262V260H58ZM157 262V261H156ZM149 262H146V260L142 259L139 263L137 264H148ZM36 264V263H35ZM150 264V263H149Z\"/></svg>",
    "mask_w": 264,
    "mask_h": 264
}]
</instances>
